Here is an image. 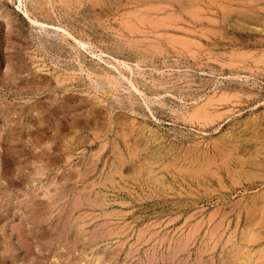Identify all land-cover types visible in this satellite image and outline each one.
I'll use <instances>...</instances> for the list:
<instances>
[{"label": "rangeland", "instance_id": "rangeland-1", "mask_svg": "<svg viewBox=\"0 0 264 264\" xmlns=\"http://www.w3.org/2000/svg\"><path fill=\"white\" fill-rule=\"evenodd\" d=\"M0 264H264V0H0Z\"/></svg>", "mask_w": 264, "mask_h": 264}, {"label": "bare ground", "instance_id": "bare-ground-1", "mask_svg": "<svg viewBox=\"0 0 264 264\" xmlns=\"http://www.w3.org/2000/svg\"><path fill=\"white\" fill-rule=\"evenodd\" d=\"M20 2H22V0H19ZM212 106V105H211ZM41 137H44V136H42V135H40ZM46 137V136H45ZM41 139V138H40ZM36 141V140H35ZM8 149V148H7ZM6 149V150H7ZM26 149V148H25ZM247 149V148H246ZM10 150V149H9ZM24 151V150H23ZM28 151V150H27ZM24 153V152H23ZM44 157V156H43ZM38 160V159H37ZM227 162V161H226ZM41 168V167H40ZM94 203V202H93ZM254 212V211H253Z\"/></svg>", "mask_w": 264, "mask_h": 264}]
</instances>
